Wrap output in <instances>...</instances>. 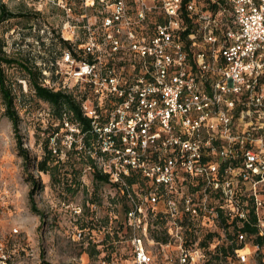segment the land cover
I'll list each match as a JSON object with an SVG mask.
<instances>
[{
    "label": "built area",
    "instance_id": "1",
    "mask_svg": "<svg viewBox=\"0 0 264 264\" xmlns=\"http://www.w3.org/2000/svg\"><path fill=\"white\" fill-rule=\"evenodd\" d=\"M43 1L70 15L63 0ZM151 1L133 0L132 20L127 0H83L84 8L109 9L100 26L107 56L90 26L83 44L60 55L67 75L88 92L79 101L90 120L91 157L128 200L132 228L145 233L147 210L162 202L173 225L184 215L220 224V239L238 246L243 263L248 233L228 236L223 224L250 223L263 242L253 251L264 262V0ZM155 9L164 20L144 34L139 30ZM67 27L72 37L75 26ZM125 51L139 59L133 74L111 62ZM62 124L79 134L77 122L64 116ZM137 176L148 184L139 200ZM132 245L136 264H156L140 237ZM181 256L180 264H189L203 255L191 249ZM0 264H11L2 241Z\"/></svg>",
    "mask_w": 264,
    "mask_h": 264
},
{
    "label": "rangeland",
    "instance_id": "2",
    "mask_svg": "<svg viewBox=\"0 0 264 264\" xmlns=\"http://www.w3.org/2000/svg\"><path fill=\"white\" fill-rule=\"evenodd\" d=\"M146 1L152 3L151 0ZM63 2L71 9L69 16L52 2L1 0L15 16L0 22V51L10 59L23 60L40 68L43 84L62 89L79 100L85 98L88 92L67 75L60 55L67 48L83 44L87 37L86 26H90L94 29L97 42L105 50L103 55L107 56L108 47L104 44V31L100 26L109 9L99 5L84 8L83 0ZM127 5L129 16L134 20L133 0H127ZM163 20L159 9H155L148 14L139 31L150 35L153 24ZM67 24L75 26L72 37ZM63 37L68 38L67 41ZM201 47L198 43L193 49ZM78 52L80 58H89L81 50ZM112 57L115 68L123 65L126 75L135 73L139 65V59L126 51ZM2 68L12 86L19 116V133L24 147L30 150L31 158L41 159L46 142L53 152L59 148L61 159L65 158L64 152L70 149L72 143L75 150H85L90 156L94 155L92 138L89 146H86L82 135H70L64 124L58 133L51 134L60 121L52 115L47 103L33 98L25 72L18 65L2 64ZM3 112L4 105L0 99V241L11 251V264H136L132 245L135 236L142 239L156 264H180L183 252L191 249H199L203 256L196 261L191 260L189 264L262 263L261 251H253L255 235L247 237L246 247L240 251L246 254V260L240 263L235 252L224 256L222 251L217 250V246L228 244L225 239H220L223 233L220 224L208 227L203 225L208 223L201 219L185 221L184 215L173 225L164 213L162 202L147 210L145 233L141 228H132L124 214L130 206L128 200L109 182H95L89 163L80 165L81 185L74 194L51 185L48 173L38 171L33 163L27 167L19 155L17 137ZM94 164L97 168V164ZM30 175L42 184L35 194V204L41 216L31 207ZM134 180L138 188H143L140 191L134 186L133 194L139 200L148 184L140 176L134 177ZM13 229L17 232L14 233ZM77 231L82 232L81 238L76 237ZM234 232L231 226L226 227L228 236ZM207 233L219 239L213 242L208 239ZM155 235L166 238V242L155 241ZM93 250L96 253L89 255Z\"/></svg>",
    "mask_w": 264,
    "mask_h": 264
},
{
    "label": "trees",
    "instance_id": "3",
    "mask_svg": "<svg viewBox=\"0 0 264 264\" xmlns=\"http://www.w3.org/2000/svg\"><path fill=\"white\" fill-rule=\"evenodd\" d=\"M15 14L7 10L5 4L1 3L0 0V22L7 18L14 17ZM189 30L185 31L183 35H187ZM62 43L64 40L60 39ZM189 42V41H187ZM67 50H71L67 48ZM2 64L7 66L18 65V67L23 70L27 76V81L32 91L33 98L49 105L52 115L60 121V124L54 128L53 132L58 133L59 129L63 127L62 119L65 116L71 122H77L79 127V134L82 135L84 145L89 146L90 139L93 138L90 133V120L87 116L82 113L81 103L79 100L73 96L71 93H67L62 89H54L50 86L43 84L42 70L37 67H33L23 60H13L6 57L2 51H0V99L4 105V116L11 122L15 136L17 137V145L19 146V155L27 163V167L33 163L34 167L43 173H48L50 176V182L53 186H58L66 192H71L74 194L79 190L80 187V173L81 166L84 163H89L93 170V180L95 182H108V178L105 174L99 172L94 164V160L85 150L77 151L75 150V144L72 143L70 149L65 150V158H60L59 148L53 152V149H48V142L44 145V152L41 159L36 160L31 158L30 150L24 147L22 138L19 133V116L14 105V94L12 91V86L8 82L6 75L3 72ZM48 141V140H47ZM30 201L33 211L41 216L40 210L35 204V194L42 188L41 181L30 175ZM131 181V178H129ZM129 208V207H128ZM126 208V211L128 210ZM228 227L230 224H223ZM234 231L246 232L248 235L256 234V228L250 223H244L242 225H237L233 223L231 226ZM209 240L212 239L213 242L217 241L213 237L212 233H207ZM155 241L166 242V238H160L159 236H154ZM256 243L261 245L263 242L260 237L255 236ZM217 245V244H216ZM238 247V246H237ZM235 244L228 243L226 246H217L218 251H222L225 256L226 253H233L234 249L237 248ZM228 250V252H227ZM96 251L89 252V255L95 254ZM261 264H264L262 261Z\"/></svg>",
    "mask_w": 264,
    "mask_h": 264
}]
</instances>
